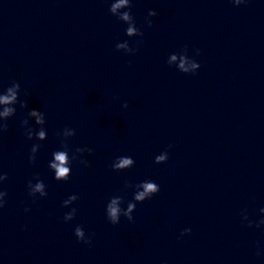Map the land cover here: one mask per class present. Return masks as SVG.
<instances>
[{
  "label": "water",
  "instance_id": "obj_1",
  "mask_svg": "<svg viewBox=\"0 0 264 264\" xmlns=\"http://www.w3.org/2000/svg\"><path fill=\"white\" fill-rule=\"evenodd\" d=\"M106 0H0V91L21 84L20 99L46 115L48 138L24 135L17 114L0 134V171L9 179L0 210V264H264V0H133L143 37ZM157 11L153 26L146 17ZM128 40V55L116 44ZM185 45L201 64L196 75L167 60ZM199 49L201 55L196 56ZM178 62V61H177ZM27 93V95H25ZM127 103L129 106L124 107ZM35 126V122H30ZM38 127V126H35ZM76 160L68 181L49 168L64 128ZM42 143L35 165L33 143ZM174 147L168 149V145ZM169 151V160L155 157ZM130 156L123 172L112 162ZM48 196L33 203L27 182L35 174ZM152 180L160 192L137 203L134 222L112 225L106 205L115 195L133 199V185ZM33 179V183H35ZM79 200L68 208L70 195ZM77 208L74 220L63 217ZM25 208L31 209L25 212ZM82 225L92 244L78 242ZM185 228L191 235L178 239Z\"/></svg>",
  "mask_w": 264,
  "mask_h": 264
},
{
  "label": "clouds",
  "instance_id": "obj_2",
  "mask_svg": "<svg viewBox=\"0 0 264 264\" xmlns=\"http://www.w3.org/2000/svg\"><path fill=\"white\" fill-rule=\"evenodd\" d=\"M110 2L109 12L115 16L119 21L127 24L126 35L129 38L132 37H143L144 33L140 28L137 27L135 17L132 14L131 9L133 8V0H106ZM230 2L239 7L246 5L249 0H230ZM158 15L157 11L149 10L146 17V23L149 28L153 26V17ZM143 41H137V46L134 48L130 46L128 40L116 44V50L122 51L128 55H135L139 51V45ZM196 56L201 55L199 49L195 50ZM178 61V62H177ZM167 63L170 67L175 66L176 69L184 74L196 75L201 68V64L197 62L194 57L189 55V48L185 45L179 49L176 53L170 54ZM21 84L18 81H12L10 86L0 91V134L6 133L9 130L8 121L16 116L17 108L19 105L21 109H29L27 100L20 99ZM27 95V93H25ZM129 105L124 104L127 108ZM35 122V127L30 122ZM22 127L24 128V135L28 140H36L39 142L46 141L48 138L47 129L45 127L46 115L44 112L37 109H29L27 117L22 120ZM57 137L60 138V150H56L52 153L53 159L49 161V168L54 172V178L57 181H68L70 179L72 168L71 165L74 161L79 160L85 167H91V164L86 159H80L84 153L92 154L93 149L89 147H78L75 152L70 156L69 153L72 151L68 141L69 138L76 135L75 129L65 127L63 132H57ZM33 143L29 155V163L35 165L37 162V154L43 147L42 143ZM174 145L169 144L168 149H171ZM169 160V151L165 150L161 154L155 157L156 164H164ZM135 166V160L130 156L117 157L111 164L112 170L116 172H123L131 169ZM9 179L6 172L0 171V186ZM35 179V183H33ZM33 179H29L27 182L28 195L32 198L33 203L38 198H45L48 196L46 190L47 186L44 181L40 178L39 174H35ZM126 189H135L133 192V199L127 202L126 209L122 207L125 203L123 195H115L110 198V201L106 205V216L112 225H118L121 221V216L125 217L129 222H134L133 213L136 210L137 203H144L146 200L152 199L155 195L160 192V186L152 180H144L140 183L133 185L130 181H125ZM8 192L2 190L0 187V210H3L7 206ZM79 200L78 195H70L67 199L62 202V207L68 208ZM31 209L25 208V212H29ZM261 213H264V208L260 209ZM77 215V208L72 207L70 212H67L63 219L65 222H70L75 219ZM242 224H245L248 228H261L264 226V218L259 221H255L249 218L247 210L241 212ZM192 229L185 228L178 239H182L186 235H191ZM74 234L77 237L78 242L91 245L92 237L95 235L92 233L91 236L86 234L82 225H77ZM258 257L264 256V253L257 251Z\"/></svg>",
  "mask_w": 264,
  "mask_h": 264
}]
</instances>
